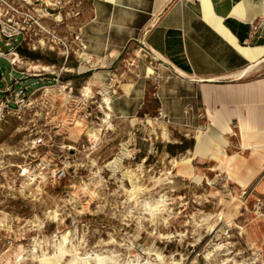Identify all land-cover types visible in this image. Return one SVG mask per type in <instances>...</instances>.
Segmentation results:
<instances>
[{
	"label": "rangeland",
	"instance_id": "rangeland-1",
	"mask_svg": "<svg viewBox=\"0 0 264 264\" xmlns=\"http://www.w3.org/2000/svg\"><path fill=\"white\" fill-rule=\"evenodd\" d=\"M27 1L38 9L45 2L64 5L62 0ZM59 8L48 18V31L70 37L66 20H55ZM0 47L9 50L4 42ZM19 52L22 70L31 72L23 76L24 85L48 86V92L39 93L21 118L7 116L0 125V264H41L43 255L56 254L64 235L68 253L59 264H70L76 254L86 264L99 259H106L104 264H264V199L227 174L234 149L226 154L216 142L227 145L226 138L145 117L111 118L107 125L109 96L103 93L111 80L98 66L72 57L65 66L59 47ZM10 73L21 77L0 58L1 89L12 85ZM57 75L59 83L53 80ZM45 133L53 146H35ZM64 145L73 147L65 153L70 174L55 183L42 167L48 163V175L58 168ZM262 179L264 174L254 186Z\"/></svg>",
	"mask_w": 264,
	"mask_h": 264
},
{
	"label": "crops",
	"instance_id": "crops-1",
	"mask_svg": "<svg viewBox=\"0 0 264 264\" xmlns=\"http://www.w3.org/2000/svg\"><path fill=\"white\" fill-rule=\"evenodd\" d=\"M77 2L66 28L81 31L91 64L110 77L112 118L226 138L216 142L234 149L227 174L264 199V179L254 186L264 174V0Z\"/></svg>",
	"mask_w": 264,
	"mask_h": 264
},
{
	"label": "built area",
	"instance_id": "built-area-1",
	"mask_svg": "<svg viewBox=\"0 0 264 264\" xmlns=\"http://www.w3.org/2000/svg\"><path fill=\"white\" fill-rule=\"evenodd\" d=\"M197 1V0H188ZM64 2V3H63ZM37 3V1H36ZM40 3V2H38ZM64 4L62 7H57V4L48 5L46 2L42 3L41 8L38 9L34 5V2L27 0H0V43L4 42L5 47L9 48L5 52L0 47V58H3L9 62L12 67V72L21 75L20 79H17L10 73V80L12 85L7 86L4 89L0 88V125L5 121L7 116H15L21 118L27 111L32 110L34 102L39 93H47L48 86H41L35 89H31L30 85H24L26 79L23 76L29 75V69L23 68L24 57L20 54L21 48H27L31 52L39 50L55 51L56 47H59L60 54L65 60V66H67L68 60L72 57L81 65L87 63L91 64V58L87 57V46L83 41L81 31H71L70 37H59L51 35L48 31V18L52 17L53 11L59 8V14L55 17L58 23H63L66 19H76L81 15L80 4L77 0H62ZM59 2V5L62 4ZM64 12V14H62ZM61 16V21H58V17ZM66 22V21H65ZM48 33L51 38L48 42ZM91 70V69H90ZM43 72H46L43 69ZM35 74V73H34ZM46 74V73H45ZM44 74V75H45ZM0 78L2 76L0 75ZM57 83L60 81V75H57L53 79ZM64 87V86H63ZM47 102V100H45ZM110 104V103H109ZM106 109L107 103L105 102ZM48 140V133L41 134L38 139H35V146L52 147V138ZM49 144V145H48ZM68 147V149H66ZM60 152L64 153L62 157L63 161L58 165L51 174L48 175V163L44 164L42 171H45L49 179L55 183H60L66 180L70 174L71 161L69 156H66V151H70L72 146L64 145L59 146ZM47 169V171H46ZM27 170V173H25ZM24 173L30 178L31 173L28 169H25ZM48 179V178H47ZM31 180H34L31 178Z\"/></svg>",
	"mask_w": 264,
	"mask_h": 264
},
{
	"label": "bare ground",
	"instance_id": "bare-ground-1",
	"mask_svg": "<svg viewBox=\"0 0 264 264\" xmlns=\"http://www.w3.org/2000/svg\"><path fill=\"white\" fill-rule=\"evenodd\" d=\"M50 3V2H49ZM58 21H61V16H59L58 17V19H57ZM161 57V56H160ZM159 60V59H158ZM258 65H256V67H257ZM255 68V67H254ZM253 69V67L252 68H249L246 72H244V73H242L241 75H246V74H248L251 70ZM254 70V69H253ZM236 77H239V76H237L236 75ZM86 92L88 93L89 92V88H87V90L85 91V93L84 94H86ZM87 95V94H86ZM105 102L107 103V107H108V110H110V102H109V99H105ZM105 113V115H106V119H104V123L105 124H107V125H110V120H111V118H112V116H111V114L109 113V112H104ZM89 136L91 137V138H93L95 141H97V140H99V135H98V133L96 132V131H90L89 132ZM198 136V135H197ZM208 137V136H207ZM206 137V138H207ZM202 139H204V138H202ZM201 148V147H200ZM253 148V147H252ZM214 156V155H213ZM116 162V160L114 161V162H111L110 163V165H113L114 163ZM186 163H189V160L188 161H186L185 162V164ZM138 189H136L135 187L133 188V190H131L130 192H131V194L132 195H134V194H136V191H137ZM139 192H140V190H139ZM138 193V192H137ZM131 195V196H132ZM163 201V200H162ZM162 204H163V202H162ZM146 206V205H145ZM147 206H150L151 207V205L148 203L147 204ZM160 206H161V204H160ZM232 206V205H231ZM156 207V209L158 210L159 209V206H155ZM152 209V208H151ZM153 209H155V208H153ZM222 213V212H221ZM223 216H224V214H220V217L223 219ZM229 216V215H228ZM53 217L54 218H57L58 217V213H57V211H55L54 212V214H53ZM220 218V219H221ZM228 218H230V217H228ZM68 241H69V239H68V236L67 235H64L63 237H62V240L59 242V244L57 245V252H56V254L54 255V256H52V257H48L46 254L45 255H43L42 256V258L40 259V262H41V264H59L60 263V261L62 260V258L64 257V255L66 254V253H68V250H67V243H68ZM22 259L20 258L19 259V261H21ZM105 260L106 259H104V260H102V259H99V260H97V264H104L105 263ZM87 261L88 260H82V259H79V257H78V254H76L75 255V258L72 260V262L70 263V264H80V263H83V264H86L87 263Z\"/></svg>",
	"mask_w": 264,
	"mask_h": 264
},
{
	"label": "trees",
	"instance_id": "trees-1",
	"mask_svg": "<svg viewBox=\"0 0 264 264\" xmlns=\"http://www.w3.org/2000/svg\"><path fill=\"white\" fill-rule=\"evenodd\" d=\"M27 57L32 59V60H37L39 59V55H37L36 53H26Z\"/></svg>",
	"mask_w": 264,
	"mask_h": 264
}]
</instances>
